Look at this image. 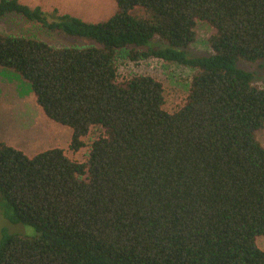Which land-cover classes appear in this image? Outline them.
Returning <instances> with one entry per match:
<instances>
[{"label": "trees", "instance_id": "16d2710c", "mask_svg": "<svg viewBox=\"0 0 264 264\" xmlns=\"http://www.w3.org/2000/svg\"><path fill=\"white\" fill-rule=\"evenodd\" d=\"M114 2L89 22L0 0V20L42 32H0V69L72 129L71 151L88 148L78 162L0 143L3 215L36 231L2 233L0 264H264V86L239 66L264 62V0ZM196 20L212 27L209 54L187 50ZM151 57L192 72L172 112L152 76L118 77L119 61Z\"/></svg>", "mask_w": 264, "mask_h": 264}, {"label": "rangeland", "instance_id": "374dc122", "mask_svg": "<svg viewBox=\"0 0 264 264\" xmlns=\"http://www.w3.org/2000/svg\"><path fill=\"white\" fill-rule=\"evenodd\" d=\"M31 8L39 6L44 12L56 10L58 14H69L84 21L98 22L107 19L116 11L114 0H19ZM19 16L8 15L0 20V32L10 33L11 30H32L37 34L41 31L31 29ZM196 39L187 48L191 55L209 54L208 38L212 27L200 20H196L194 27ZM50 34V35H49ZM41 38L47 43L70 45L71 39L52 36ZM240 67L253 73V83L264 86V62L240 63ZM118 77L120 80L132 75L144 74L158 80L164 90V109L172 112L185 101L187 88L191 79V70L188 67L166 62L154 57L140 60L118 62ZM97 131L84 139L89 144ZM256 138L264 146V126L256 132ZM72 129L50 120L36 104L30 87L12 71L0 69V143L21 150L27 156L54 148L62 149L72 160L83 162L88 151L87 147L73 152L69 149ZM2 233L21 237H34L33 227L21 223H11L3 215L0 201V236ZM257 246L264 251V236L256 238Z\"/></svg>", "mask_w": 264, "mask_h": 264}]
</instances>
